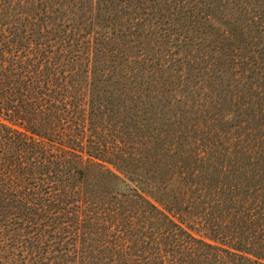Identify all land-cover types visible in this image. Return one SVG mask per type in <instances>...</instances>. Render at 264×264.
I'll return each instance as SVG.
<instances>
[{
    "label": "trees",
    "instance_id": "trees-1",
    "mask_svg": "<svg viewBox=\"0 0 264 264\" xmlns=\"http://www.w3.org/2000/svg\"><path fill=\"white\" fill-rule=\"evenodd\" d=\"M147 2L0 0V264H264V173L86 121L125 102Z\"/></svg>",
    "mask_w": 264,
    "mask_h": 264
},
{
    "label": "rangeland",
    "instance_id": "rangeland-1",
    "mask_svg": "<svg viewBox=\"0 0 264 264\" xmlns=\"http://www.w3.org/2000/svg\"><path fill=\"white\" fill-rule=\"evenodd\" d=\"M138 11L150 52L121 71L125 102L81 105L87 123L120 125L133 152L156 138L192 143L219 171L264 173V0H149Z\"/></svg>",
    "mask_w": 264,
    "mask_h": 264
}]
</instances>
